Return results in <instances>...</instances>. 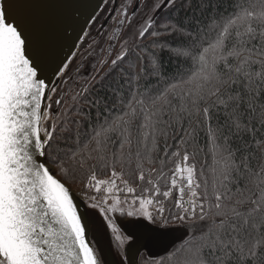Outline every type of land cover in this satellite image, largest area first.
<instances>
[{
	"label": "snow or ice",
	"instance_id": "6c2138e0",
	"mask_svg": "<svg viewBox=\"0 0 264 264\" xmlns=\"http://www.w3.org/2000/svg\"><path fill=\"white\" fill-rule=\"evenodd\" d=\"M206 4L203 11L215 10L212 0ZM177 5L134 0L112 9L124 31L110 68L127 62L120 78L128 92L117 97V85L111 99L119 106L109 107L89 99L95 76L79 90L59 87L76 54L59 57L57 29L35 19L27 0H0V264H101L94 226L67 183L77 178L103 192L99 205L95 196L89 200L118 251L132 236L114 222L117 213L162 230L179 222L186 236L170 254L172 264H264V136L257 129L264 128V0H236L229 15L211 18L203 38L201 31L186 37L191 26L182 21L157 20L162 8ZM157 47L177 64L165 86L153 88L150 79L162 75ZM230 90L235 94L226 95ZM212 106L225 109L216 128ZM205 123L212 164L198 169ZM240 133L251 139L231 140ZM97 170L110 178L98 179ZM168 201L176 212L165 216Z\"/></svg>",
	"mask_w": 264,
	"mask_h": 264
},
{
	"label": "trees",
	"instance_id": "16d2710c",
	"mask_svg": "<svg viewBox=\"0 0 264 264\" xmlns=\"http://www.w3.org/2000/svg\"><path fill=\"white\" fill-rule=\"evenodd\" d=\"M236 0H212V4L214 6L215 10H209V11H203V8L207 7L206 0H178V5L176 8L173 9H167L164 11L159 17V20H165L167 21L169 17L172 18L170 22L175 21H182L184 25L188 26L190 25V28H186V37L187 34L190 33L191 36H195L197 31L202 32V38H203V32L207 31L208 28L211 27V24L214 23L211 18L212 17H223L226 15H229L231 13V7L230 5H234ZM240 2H244V0H240ZM219 4L220 7L216 8L215 6ZM260 23V22H257ZM159 27V24L157 25ZM241 32L243 31V28L239 29ZM259 30L264 31V26H262ZM152 37H148L146 40H144L142 43L148 44V41L151 40ZM168 39L171 41L173 39L179 40V37H168ZM152 45H149V48H151ZM145 52H148V49H145ZM155 54L158 57L161 65V72L162 75L160 76L159 80L153 76L150 79V86L155 87H164V81L167 80L176 70V60L170 58V55L167 51L161 52L159 47L156 48ZM93 61L87 62L82 61L77 65H82L81 70L79 73H76L75 79H72L71 83L66 87L68 89H74L79 90L83 84L84 81L87 79L89 82H91L92 77L95 76L96 83L95 86L91 88V91L89 93V99H100L102 102H107L109 104V107L112 106L113 103L117 104L119 106L118 99L113 100L111 99V94L113 91L116 90L117 85H122V91L117 92V97L120 95H124L128 92L127 84H125L123 81H121L120 78V71L121 67H125V65H121L120 67H117L116 69L110 68L111 60L104 64L99 69V75H97L96 69H91V65ZM231 63L235 65L236 61L235 59H231ZM150 67V65H149ZM186 67V66H185ZM76 69V68H74ZM73 69V70H74ZM225 75H227L226 69ZM259 71V69H257ZM70 74V73H68ZM78 83L76 84V82ZM236 91H240V86L237 84ZM234 95L235 93L231 92V90L226 93V95ZM81 104L86 105L87 100H82ZM103 107V104L101 105ZM53 108L55 109V105L53 104ZM243 112V109L240 110ZM55 114V113H53ZM118 113H113V115H116ZM93 116L96 115L95 110L92 113ZM225 123V109L223 108H216L214 106L211 107V127L216 128L218 125H223ZM207 127L208 125L205 123L200 126L198 131V146L200 151L197 154L196 162H197V168L199 169L202 165L207 162L208 165L212 164V153H211V144L208 141L207 137ZM257 129L260 132V136H264V128H260L259 125H257ZM260 137L258 136L257 139ZM251 139L250 136L246 137L245 134L240 133L237 136L231 137V140H238L240 144H246ZM171 139H169V143H171ZM161 143H163L161 141ZM218 143H223V141H218ZM233 149H235L236 144L231 145ZM217 160H220V156H217ZM239 160V157H237V161ZM222 163V162H221ZM53 173L56 174L57 170L54 165H49ZM205 171L208 172L209 169L205 168ZM110 177V172L104 171V170H97V178H106ZM86 180L77 178L75 181H69L68 186L69 188H84V183ZM176 209L173 205L172 201L168 202L167 205V211L164 214L165 216H170L175 214ZM179 222H177L176 225H178ZM183 228V227H182ZM183 230H185L183 228ZM181 246V243L177 244L175 247L172 248V250L163 256L156 258V259H149L145 255H143L140 259V264H172V257L171 253L178 247Z\"/></svg>",
	"mask_w": 264,
	"mask_h": 264
},
{
	"label": "water",
	"instance_id": "95a60500",
	"mask_svg": "<svg viewBox=\"0 0 264 264\" xmlns=\"http://www.w3.org/2000/svg\"><path fill=\"white\" fill-rule=\"evenodd\" d=\"M105 1L27 0L32 5L30 11L35 19L47 20L54 29H57L56 51L60 58L67 56L69 61L72 60V53H76L79 43L85 37L90 24L103 8ZM157 2H162V0H157ZM167 9L168 7L162 8L157 19ZM67 25H71V27H68L67 34L64 35L63 28ZM72 45H75V47ZM52 83H56V78L52 79ZM70 190L79 212L90 225L94 226V229L96 226L102 227L103 216L99 207H92V201L79 196L73 189L70 188ZM117 225L123 234L132 236L131 242L125 244L122 248L127 264H140L143 255L149 259L159 258L170 252L186 236V232L182 227L171 225L169 228L162 230L159 225L153 224L143 217H129L123 222H117ZM101 234L103 236L102 247L107 256V263L118 264L106 239L105 231H101Z\"/></svg>",
	"mask_w": 264,
	"mask_h": 264
},
{
	"label": "flooded vegetation",
	"instance_id": "af4514ba",
	"mask_svg": "<svg viewBox=\"0 0 264 264\" xmlns=\"http://www.w3.org/2000/svg\"><path fill=\"white\" fill-rule=\"evenodd\" d=\"M143 2V0H141ZM134 0H106L104 3L103 8L101 11L97 14L95 17V23H91L88 31L79 43L78 49L76 51V57L81 56V59L78 61L79 63L82 61L91 62L93 61V57L86 58L87 55H84V52H92L93 50L98 52L104 50V47L109 43V37L111 33L113 32L114 35V41L117 39V42L119 41L121 33L124 31V29H121L117 24V16L118 12L112 11V9H120L125 4H133ZM131 12V9H129ZM143 11V9L141 10ZM140 13H138V16ZM99 17V19H96ZM126 27V25H125ZM117 44V43H116ZM126 218L125 216H120L118 213L113 216L114 222L117 224V222H123ZM102 227H95L94 232L91 233V239L94 241L95 247L98 250V255L101 259V264H108L107 263V256L103 249V236L101 234V231H105V236L107 241L109 242L110 247L113 250L114 256L117 259L118 264H127V261L124 256V252L122 248L118 251L117 248L114 245V241L112 239V234L110 231L106 229V225L104 223V218L102 217Z\"/></svg>",
	"mask_w": 264,
	"mask_h": 264
},
{
	"label": "rangeland",
	"instance_id": "374dc122",
	"mask_svg": "<svg viewBox=\"0 0 264 264\" xmlns=\"http://www.w3.org/2000/svg\"><path fill=\"white\" fill-rule=\"evenodd\" d=\"M112 41H114V35L113 32L111 33L109 40H108V44L106 45V47H104V50L98 52L99 50L95 51L93 50L92 52H84V55H87L86 58H91L93 57V62L91 65V69H96L99 70L100 67H102L103 65H101V61H110L112 59L115 58V55L117 54L119 48H120V43L119 41L117 42V39L115 40L116 43H112ZM73 59V58H72ZM81 59V56L78 55V57H76V60L70 65V68L68 70V74L67 76L64 77V81H67V84H64V82H60L59 87L64 88L67 87L72 79H75L76 77V73H77V62ZM72 61V60H71ZM79 64V62H78ZM76 68V69H74ZM74 69V70H73ZM78 83V81L76 82V84ZM107 178V177H106ZM101 180H105V178H101ZM73 190H78L81 188H72ZM123 200V199H121ZM101 201H96L97 204H99ZM126 206V205H125ZM136 207H138V205H136Z\"/></svg>",
	"mask_w": 264,
	"mask_h": 264
},
{
	"label": "built area",
	"instance_id": "2783aa9c",
	"mask_svg": "<svg viewBox=\"0 0 264 264\" xmlns=\"http://www.w3.org/2000/svg\"><path fill=\"white\" fill-rule=\"evenodd\" d=\"M110 177H107L105 178V180L109 179ZM79 196L83 197V198H86L89 200V197L90 196H95L96 197V201H102V198H103V192L101 193H95V192H92V191H89L85 188H81V189H78V190H74ZM121 199H124L125 197L123 196V194L121 193ZM169 202V201H168ZM168 202H166L164 204V214L166 213L167 211V205H168ZM150 211L153 212V214L155 215V209H149Z\"/></svg>",
	"mask_w": 264,
	"mask_h": 264
}]
</instances>
